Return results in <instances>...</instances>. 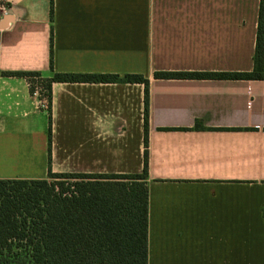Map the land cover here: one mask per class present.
I'll return each instance as SVG.
<instances>
[{"label": "crops", "instance_id": "0c3cea01", "mask_svg": "<svg viewBox=\"0 0 264 264\" xmlns=\"http://www.w3.org/2000/svg\"><path fill=\"white\" fill-rule=\"evenodd\" d=\"M3 3L0 179L141 173L144 151L141 83L53 82L48 102L2 72L142 74L148 264H264V78L153 77L252 70L259 0Z\"/></svg>", "mask_w": 264, "mask_h": 264}, {"label": "trees", "instance_id": "16d2710c", "mask_svg": "<svg viewBox=\"0 0 264 264\" xmlns=\"http://www.w3.org/2000/svg\"><path fill=\"white\" fill-rule=\"evenodd\" d=\"M52 8V7H51ZM52 47L49 67L52 71ZM41 87L50 102L53 82H128L143 85L141 173H55L0 179V264H148L147 132L149 79L142 74L5 71ZM160 79H263L264 0H259L250 71H155ZM195 129L203 126L196 122Z\"/></svg>", "mask_w": 264, "mask_h": 264}, {"label": "built area", "instance_id": "2783aa9c", "mask_svg": "<svg viewBox=\"0 0 264 264\" xmlns=\"http://www.w3.org/2000/svg\"><path fill=\"white\" fill-rule=\"evenodd\" d=\"M0 11L1 12H3V13H6V5H5V3H3V0L1 1L0 0ZM41 87L40 86H38V85H36L35 87H34V91H33V94H35V95H38V96H42L41 95ZM46 100H47V98L46 97H44ZM43 106H46V101H45V104L43 105Z\"/></svg>", "mask_w": 264, "mask_h": 264}]
</instances>
